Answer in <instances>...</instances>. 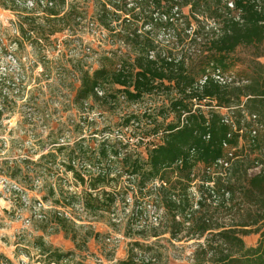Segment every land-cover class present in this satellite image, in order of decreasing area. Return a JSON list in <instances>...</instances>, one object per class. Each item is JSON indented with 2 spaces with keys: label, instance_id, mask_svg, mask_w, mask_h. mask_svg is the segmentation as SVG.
<instances>
[{
  "label": "trees",
  "instance_id": "16d2710c",
  "mask_svg": "<svg viewBox=\"0 0 264 264\" xmlns=\"http://www.w3.org/2000/svg\"><path fill=\"white\" fill-rule=\"evenodd\" d=\"M4 1L17 4L16 0ZM100 1L96 15L90 17L110 32L111 39L124 42L126 49L100 51L93 71L87 67V55L49 61L40 43H49L51 48L52 37L66 31L76 34L85 17L80 2L51 0V7L36 4L24 8L25 15L20 17L19 31L23 38L34 41L43 63L54 62L59 81L68 78L77 84L72 102L82 110L75 125L82 137L74 147L53 143L39 167L52 175L58 156H62L58 167L72 174L83 189L71 193L50 185L49 196L61 207L81 206L91 217L103 213L115 217L121 206L129 227L139 230L145 240L150 231H154L151 237H159L163 228L172 240L205 237V243L192 253L191 264H264V63L258 60L264 57V11L256 9V3L264 0ZM230 1L233 10L228 7ZM183 3L191 6L194 17L201 14L216 21L225 17L226 22L215 32L205 27L201 33L196 30L190 49L176 54L171 43L160 44L153 31L176 34L181 24L189 30L190 24L182 17ZM160 10L159 18L155 17ZM40 12L42 17L37 16ZM235 13H240L241 21ZM241 48L259 53L244 61L237 55ZM132 49L135 57L127 61ZM68 50L75 51L72 47ZM198 57L202 62L194 64ZM216 70L233 78L234 85H220L211 77L200 87L202 78ZM148 98L150 107L126 114L113 133L112 129L92 132L95 145H87L84 132L95 122L90 116L96 109L93 102L108 108L125 103L140 106ZM227 117L232 122L226 123ZM256 163L263 169L250 176L248 171ZM150 205L164 213L156 225L148 222ZM220 213L231 225L220 222ZM74 227L71 219L54 212L42 230L63 231L76 241ZM91 234L86 230L81 241L86 243ZM252 234L259 235V240L249 247L244 238ZM32 247L40 250L45 264L69 256L49 246L43 237L36 238ZM145 248L144 243L133 241L128 257L117 264H146L137 263L135 253ZM0 264L12 262L0 257Z\"/></svg>",
  "mask_w": 264,
  "mask_h": 264
},
{
  "label": "rangeland",
  "instance_id": "374dc122",
  "mask_svg": "<svg viewBox=\"0 0 264 264\" xmlns=\"http://www.w3.org/2000/svg\"><path fill=\"white\" fill-rule=\"evenodd\" d=\"M69 1L73 2L74 0ZM77 1L81 3L85 17L83 24L74 34L81 39V42L76 45L83 49L89 47L91 49L90 53L105 52L104 50L106 49L97 48L98 40L89 29V24L96 22L91 20L90 16L93 15L94 17L96 15L101 1ZM24 8L26 7L18 2L14 6L10 1L6 3L4 0H0V77L4 79L6 77L7 80L5 83L0 81V176L7 179L10 186L16 185L20 190L17 193L9 194L2 190L4 193H0V250L12 257L15 264H18L17 259L19 258V264H23V261L27 264H45L32 249V243H34L33 235L42 230L44 222L50 219L54 212H58L64 216L67 213V218L74 222V231L77 232L78 241H73L63 231L60 232H63L66 238L72 241L79 251H83L87 246H83L84 243L81 241L86 230L78 229L77 227H93L88 223H94L95 221L97 223L100 222L101 225L102 234L100 235L99 244L102 255L97 256V258L93 255L84 256V259L78 256L75 259L77 255L74 252H67L69 256H73L68 262L62 260L66 264H86V257H92L88 259L93 261V264H117V251L120 250L118 253L121 256L126 255L127 252L129 253V248L133 241H139L148 247L141 252L155 259L154 264H191L192 253L198 244L205 243V237L189 240L185 239L184 236H180L178 240H172L170 234L166 233V229L163 228L158 232L159 237H151L154 231H150L148 233L149 238L145 240L138 235L139 230L129 227L121 206H119L115 217L108 213L91 217L77 208L58 206L55 204V200L49 196L47 187L50 185L61 186L63 191L71 193H80L83 189L74 181L72 174H68L67 178H64V176L56 177L58 173L52 172V175H49V173L39 167L42 164L40 163L42 155L51 151L53 143L59 142L74 147V143L82 137L83 132L75 126L80 121L82 110L79 105L72 102L77 84L68 78L59 81L56 78L54 62L43 63L41 52L33 45L34 41L23 38L22 33H20V21H23L20 17L25 15ZM162 11L157 12L155 17L159 18ZM38 14V17L43 16L41 12ZM182 17L186 18L185 22L190 24L192 30H197L199 33H201L203 27L207 28L206 31L212 30L215 32V28L220 30L226 22L225 17L217 21L206 19V16L201 14H197L194 17L191 14V6H185L184 3L182 4ZM187 28L186 24L179 25L176 34L170 31L154 30L153 37L163 45H168L167 42L170 41L171 50H174L176 54H180L185 49L187 51L190 49L189 43L192 38ZM182 47L184 48L181 50ZM258 53L253 48H241L237 55L242 60L249 61L255 59ZM14 54L17 55L26 77L25 80H22V84L14 88L18 90V94H14L13 88L9 89L7 84L9 76L15 78L20 69L19 65L9 62V56ZM134 57L135 52L132 49L126 56V60L130 61ZM258 60L264 63V57H260ZM201 62V57H198L195 59L194 64ZM64 64L66 66L69 65L68 62H64ZM7 68L8 73L9 70H12L16 74L10 72L6 76ZM46 70L47 72L43 74ZM46 73L49 76H46ZM150 100L148 98V101H145L140 106H132L125 103L118 104L112 108L93 102V109H96L90 111V116L95 119V122L92 127L87 125V132H84L87 145L91 147L95 145V141L90 138L92 132L96 130L102 131L103 129H112V133L117 131L121 127L126 114L145 110L150 107ZM159 103L161 105V99H159ZM133 129L130 128L129 131ZM251 158H255V156L252 155ZM27 161L28 163H26ZM60 163L61 159L57 162L58 166ZM58 166L55 167L57 171L62 169V167ZM193 191L199 199L200 195L197 194L196 189ZM58 198L59 196L57 195L56 199ZM147 210L149 224L156 225L161 221L164 215L162 210L158 212L152 205ZM43 216L45 218H42ZM219 217L223 225H231L230 220L223 214L220 213ZM96 225L93 227L94 230L97 229ZM47 232L51 234L57 233L50 229ZM47 232L44 233L46 234ZM90 237H92V234ZM108 239H110L109 242L107 241ZM244 240L247 246H255L259 240V235L252 234L245 237ZM51 247L54 248L53 246ZM30 250H32V255L28 257L24 252ZM17 253L20 256H17ZM0 257L6 258L2 254H0ZM9 261L12 262L11 260Z\"/></svg>",
  "mask_w": 264,
  "mask_h": 264
},
{
  "label": "built area",
  "instance_id": "2783aa9c",
  "mask_svg": "<svg viewBox=\"0 0 264 264\" xmlns=\"http://www.w3.org/2000/svg\"><path fill=\"white\" fill-rule=\"evenodd\" d=\"M16 1L20 4H23V6L26 7L27 9L34 8L36 4H38L42 8L51 7L53 5L51 3V0H25V2H23V0H16ZM228 7L233 10L235 8L234 2L230 1L228 3ZM256 9L259 12L264 11V2L258 1L256 3ZM176 11H177V9H175L174 12H176ZM235 18L237 21H241L240 13H235ZM91 20L96 21L95 23L92 22L89 24L90 25L89 29H90L91 33L93 34V36H95L98 40V47L97 48H104L106 50L117 49V48H120L122 50L126 49V45L124 42H122V41L117 42V41L111 39L110 32L108 30H106L103 26H101L97 22L96 19L91 18ZM83 22H84V20L82 21L81 25L83 24ZM81 25H80V27H81ZM215 30H217V29L215 28ZM106 31L108 32V35H107ZM163 32H167V31H163ZM188 32H189V34H191V38L195 37L194 29L192 30V28H190L188 30ZM73 35L74 34L66 31L60 35H57L56 37H52L51 42H53V43H52L51 48L49 46V43H44L43 41H40V43L45 46V51H46V54H47L49 61H56V60L61 59L62 57L66 58L67 56L70 58V57H78L79 55L80 56L81 55H87V59H86L87 67L89 68L90 71H93L94 69H96L98 67V55L100 53L99 52L90 53L91 49L89 47H86L85 49H83L82 47L76 45V44H79V42H81V39L79 37H77L76 35H74V36ZM197 40L200 42L202 39L197 38ZM167 43L169 45L170 41H168ZM104 44H107V45H104ZM68 45H69V47H68ZM71 47L74 48V50H75L74 52H70L68 50ZM150 58H154V53H151ZM9 60H10L9 62H12L16 65H19V68H20L19 72L17 73V76L15 78L13 77L14 79L9 80V82H7V84L9 85V89L13 88L12 89L13 93L18 94L19 93L18 90L14 89V88H16L17 86L22 84V82H23L22 80H25L26 77L24 74V70L21 68L20 61H18L19 59H18L17 55L16 54L10 55ZM10 72L14 73V71H12V70H9V73H8V68H7L6 76H7V74H10ZM14 74H16V73H14ZM211 77H212V79L215 80L216 83L223 85V86H229V85L233 84V78H228V77L224 76L220 70H216V71L212 72V74H210L208 72L207 75H205L202 78V80L199 82V86L200 87L203 86ZM0 81L5 83L7 81L6 77H5V79L0 77ZM236 85H240V84L237 83ZM97 93L99 96L103 95V93L100 91H98ZM121 99L124 100L123 98H121ZM225 111L227 112V110H224L223 112H225ZM185 116L186 115L184 114L183 120H184ZM95 117H98V116H95ZM252 118H253V120H256L255 116ZM225 122L230 123V122H232V119L227 117ZM256 127L258 129L262 128L258 123L256 124ZM262 169H263V165L260 163H256L248 172H249L250 176H256V175H259L261 173ZM2 190L5 191V193H7V194L17 193L20 191L16 185L10 186V183L8 182V180L5 179L4 177L0 176V193H4ZM76 208L78 210L84 212V209L81 206H77ZM65 216L68 217L67 213H65ZM42 218H45V217L43 216ZM109 240L110 239H108L107 241L109 242ZM135 253H136V262L137 263H146V264H154L155 263V259L149 257L145 253H142L141 251H137V250L135 251ZM23 264H27V263H25L23 261ZM51 264H66V263H65V261H60V262H54Z\"/></svg>",
  "mask_w": 264,
  "mask_h": 264
},
{
  "label": "crops",
  "instance_id": "0c3cea01",
  "mask_svg": "<svg viewBox=\"0 0 264 264\" xmlns=\"http://www.w3.org/2000/svg\"><path fill=\"white\" fill-rule=\"evenodd\" d=\"M59 159H62V156H58V158H57V162H58V160ZM57 162H56V165H54V167H56V166H58V164H57ZM48 167H49V165H48ZM61 168V167H60ZM53 172H55L57 175H56V177H58V176H64V178H67L66 176H69L68 174H65V172H64V170L63 169H59L58 171L57 170H55V168H53ZM88 224H90V226H93V227H95V224H97L96 226H97V229H95L94 230V228L93 227H86V226H81V227H77L78 229H82V230H90L91 231V233H92V237H90L89 239H88V242H86V244L84 243V245L83 246H85V245H87L86 246V248L83 250V251H79V250H77L76 248V246H75V244L72 242V241H70L68 238H66V236H65V234L63 233V232H57V233H55V234H51V233H44L42 230H39V232H37V233H34V238H33V240H35L36 238H38V237H43V239H44V241L48 244V245H51V246H53L54 248H56V249H58L60 252H62V253H64V252H74V254L75 255H77L76 257H75V259L78 257V256H80V257H83V259L85 258L84 256H94L95 258H97V256H99V255H102V253L100 252V248H101V246H100V235L102 234L101 233V229H100V227H101V225H100V222L99 223H97L96 221L94 222V223H88ZM94 232V233H93ZM97 235H98V237H97ZM78 241V240H77ZM83 244V243H82ZM32 249H33V251H35L36 252V254H38V257H40V260L43 262V263H45L44 262V256H42L41 254H40V250L39 249H37V248H34V247H32ZM62 250V251H61ZM120 250H118L117 251V255H118V258H117V261H121V260H124V259H126L127 257H128V252H127V254L126 255H123V256H121L118 252H119ZM0 254H2V255H4V256H6V258H8L9 260H11L12 261V264H15L14 263V261H13V259H12V257H10L9 255H6L2 250H0ZM22 254V253H21ZM24 254H26V256H31L32 255V250H30V251H26V252H24ZM17 256H20V254L19 253H17ZM73 255H70L67 259H65V261L66 262H68L69 260H70V258L72 257ZM90 258H92V257H86V261H85V263L86 264H93L94 262L93 261H90L89 259ZM20 259V258H19ZM19 259H17V262H18V264H19ZM74 259V260H75ZM112 259V258H111ZM72 263V262H71Z\"/></svg>",
  "mask_w": 264,
  "mask_h": 264
}]
</instances>
